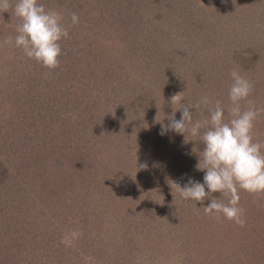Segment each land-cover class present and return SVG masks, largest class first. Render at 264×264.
<instances>
[{"label": "trees", "instance_id": "obj_1", "mask_svg": "<svg viewBox=\"0 0 264 264\" xmlns=\"http://www.w3.org/2000/svg\"><path fill=\"white\" fill-rule=\"evenodd\" d=\"M164 1L168 3L163 7ZM39 2L46 9L58 12L62 24L75 33L74 38L60 42V66L50 72L48 82L43 85V81L42 84L28 81L30 86L22 90L24 100L21 103L18 97L8 101L10 93L3 92L0 96V141L4 142L0 144V214L4 217V223L0 221V264H107L114 258L108 256L110 254H121L115 264H128L133 258L135 264H142L148 251L154 250L153 245L163 249L165 239H187V243L197 240L199 224L212 218L197 213L203 202L189 200L188 204L179 206L176 203L179 190L174 191L175 197L162 191L150 195L155 185L142 186L139 182L142 175L146 178V173L150 172L154 176H164L166 169L175 167L177 161L185 164L182 171L185 174L180 178L194 177L202 180L201 183L204 180L206 170L196 167L199 152L205 147L199 138L185 137L174 131L161 135L162 124L169 123L168 117L173 112L172 96L166 94V90L180 85L182 92L178 91L182 100L176 106L178 109L189 102L195 104L204 96L210 99L212 103L202 104L200 111L190 109L193 121L206 119L208 108L217 100L225 107L227 119L230 72L233 68L241 71L243 66L245 69L259 67L254 62L261 60L260 51L229 47L208 55V48L204 47L215 40L214 37L210 40V34L203 36L204 28L209 26L205 19L208 10L186 12L183 2L177 0ZM189 6L193 7H186ZM72 13L79 17L78 28L71 25ZM84 14L90 26H94L84 21ZM107 14L112 15L105 28ZM180 14L189 16L185 31L174 25L166 34L164 27L158 25L163 19L176 18ZM229 18L234 20L235 17ZM163 36L170 41H161ZM148 47L154 50L155 56L143 54ZM200 49L205 52L198 60L191 52ZM223 53L227 56L225 62L207 58ZM160 60L172 64L164 65ZM41 67L38 65V73ZM149 92L154 94L151 100H148ZM259 92L260 87L253 84L249 99L254 101L256 108H259ZM242 107L248 105L244 103ZM68 109L79 111V116L69 119L66 117ZM181 114L182 110L176 111L175 119L180 120ZM261 119L264 122V116ZM254 124V131H257L261 123L256 120ZM137 133L142 140L170 143L176 153L169 152L167 147L166 169L163 162H160L159 171L147 168L150 161V154L145 151L148 141L135 158L124 154L129 152H123L121 145L133 136L138 137ZM154 179L156 181V177ZM144 191L147 196L142 193ZM37 205L51 213L56 208L57 214L66 205L70 207V222L82 230V235L87 232L103 236L83 237V244L91 254H73L76 252L67 245H55L58 234L53 237L54 230L46 224L42 210L24 214L31 206L36 211ZM159 208L164 210L159 211ZM155 209L158 220L152 221ZM164 211L170 217L167 221ZM12 212L20 214L13 228L7 225ZM149 217L151 220L147 221ZM11 221H15L14 218ZM191 254L181 259V264H209L207 258L198 259L196 252ZM106 255L105 260L103 256Z\"/></svg>", "mask_w": 264, "mask_h": 264}, {"label": "rangeland", "instance_id": "obj_2", "mask_svg": "<svg viewBox=\"0 0 264 264\" xmlns=\"http://www.w3.org/2000/svg\"><path fill=\"white\" fill-rule=\"evenodd\" d=\"M177 1L183 2L186 12L200 10V9L208 10V13H206L207 17H205V19L206 21H208L209 26L204 28L203 36L205 35L207 36V34H210V40H212L213 37L215 38L213 42L212 41L209 42L208 44L209 47H204V48H208V52H209L208 55H210V53L212 52L218 53L219 50H223L224 48L228 49L229 47H231L232 50L234 48L240 49V48L249 47L252 50L260 51L259 54L261 60L254 62L256 65L258 64L259 67L256 66L254 69H252L251 67L249 69H245L243 66L240 72H242V74L246 76V78L249 79L251 83L253 84L256 83L260 87V92L258 94V99H260V101L257 100V102L259 108L264 107V0H202V2H200V0H177ZM165 2L166 1H164L163 3V7L165 6L164 5ZM10 3L14 7L16 0H10ZM167 3L168 2H166V4ZM187 5H192L193 7L191 6L186 7ZM109 15L112 14H107V20H105V22H107V27L105 28H108V25L110 23ZM229 16L233 18L235 17L234 20L233 19L231 20ZM187 17L189 16H183V14H180V16L176 18L174 16V17H170L169 19H163L158 23V25L164 27L166 34L167 31L171 29V26L173 27L174 25L181 27L185 31ZM83 18L85 19L84 21L90 26L91 23L87 21L85 14ZM18 22H19L18 19L14 15H12L11 12H0V42L5 40L9 36L13 37V45L0 47V96L3 95V92L4 93L7 92L8 95L10 93V97H7L8 101L10 100L14 101L13 98L18 97V99L20 98V103H21L24 100V98L22 97L24 92L22 90L24 89L27 90V86H30V83H28V81L34 82L33 84H37L38 81H40L38 83L40 84L41 81H43V85H44L45 81L47 82L49 81L48 77L52 70L50 71L49 69L42 66L41 71H39L38 73V65L41 64L25 56L21 48L15 47L14 38L17 35V33H15L16 31L15 32L13 31L14 29H16V25ZM71 25L73 26V28H78L79 26V24L73 25L72 23ZM80 25H84L85 28H87L85 24H80ZM92 26L94 25H91L90 27ZM4 27H7V29H5ZM74 33H75L74 30L71 29L69 32V37L71 39L74 38L73 37ZM161 41L167 43L168 41H170V39L168 37L163 36ZM84 42L86 41L84 40ZM194 48L197 49L198 47L194 45ZM146 49L147 50L143 51L144 52L143 54L153 53L154 51V50H149V47ZM204 52H205L204 49H200V50L192 51L191 53L195 54L197 59L199 60L202 57H198V56L204 55ZM225 54L223 53V55L219 57H207V58H210L214 61L225 62L224 59L227 57L224 56ZM160 59H162V57H160ZM230 59L231 58H229L228 63L231 62ZM165 61L167 60H160L159 63L164 64ZM169 63L171 62L169 61ZM169 63H165V64H169ZM34 69L35 72L32 73ZM9 70H13V72L11 71L9 72ZM258 70H260L259 73H257ZM142 86L145 87V84L143 83ZM174 87H176V89H174ZM174 87L172 85L170 88H168L166 90L168 91L166 94H171V96H173L174 94L179 93L178 90L181 91L180 85H175ZM150 94L151 93L149 92L148 100H151L153 98L152 95H154V94L151 95ZM68 110L69 111L67 112L66 117H68L69 119H74L75 115L79 116L80 114L79 111L75 109H68ZM170 115H172V112H170ZM262 116H264V113H262L257 119V122L261 123L260 126H257L259 127L258 129L260 131H258V129L257 131H254L255 130L254 128L253 133H254V138H257L259 141L264 142V122L261 121ZM166 118H163V121H165ZM37 131L38 130H35V132ZM139 136L140 135L138 134V137L133 136L130 139V141L123 142L124 144L121 145L123 147L120 146L122 148V151L125 152L126 150H128L129 152L124 154H126L127 157L129 158L131 157L135 158L137 152L144 150L148 141V145L146 146L145 151L150 154V161L147 168L149 167L151 171L152 169L153 171H159V169L162 168L161 166L162 164L160 162H163L164 167L166 169V160L168 159L166 157L168 156L166 153L167 147L169 148L168 150L169 152L172 151L176 153V151L172 150L170 143H162V141H151L149 139L142 140ZM255 141L257 140H254V142ZM1 143L4 142L0 141V144ZM153 148H154V152H153ZM101 155L102 154H100V156ZM175 163H176L175 167L171 168L170 170L166 169V173H165L166 176L165 175L162 177H159L158 175L154 176V174L150 172V173H146L147 180L145 177H143L144 175H142L140 177L139 182L141 183L142 186L151 183L155 185L154 188L156 189H151L150 195L155 193L156 191H162L163 194H167L168 192V196L170 197L173 194L172 193L173 189L170 187L168 183L169 180L174 182L175 180H178L179 183L181 184L180 186L183 187L185 184H187L188 180L190 179V178H186L184 180L183 178H180L185 174L182 172L184 171L183 167L185 166V164L182 161H177ZM155 177H156V181L154 179ZM191 179L195 180L194 177H192ZM128 180L130 182L131 177ZM146 192L147 191H144L142 193L146 195ZM239 194L242 197L241 198L242 200L240 199L241 200L240 207L244 209V214L247 221L245 226L241 227L239 225H236L234 222H230L223 217L220 220L214 218H211L210 220H206V221L204 220L205 222L200 223L198 226V230H200V234L197 236V240L195 241L191 240L189 243H187V239H182L179 241L173 238L165 239L167 241L163 242L162 245L163 249L162 250L157 249V244L153 245L154 250L150 249L148 251L149 253H147V256H145L146 257L144 260L145 262L142 264H181L182 263L181 259H184V257H186L188 254H191L192 252L197 253L195 255L198 259L200 257L207 258L208 260L207 262H209V264H211L210 261L212 262V264H264V195L257 197L243 190H240ZM211 195L213 196L214 193H212ZM219 195L223 203L227 202V198L226 197L222 198V194L220 193H216L214 195V198L220 199V197H218ZM177 198L178 199L176 203L179 206H183L184 203L187 204L189 203V200H184L181 197H177ZM151 199L154 200V198ZM206 200H207V204H205ZM206 200L203 201V203L201 204L202 206L200 205L198 207L199 209L197 210V213L200 212L202 213V215L205 214L204 211L201 212V209L204 210L203 207H206L208 204L211 203V199L209 203H208V199ZM164 202L165 199L163 200V206L165 205ZM60 207L61 206H59L58 209H60ZM36 209L37 210L35 211V208L31 206L24 214L25 215H28L29 213L33 214V212L37 213L38 211L40 212V210H42L46 224H48L49 227L54 230L52 232L53 237L56 234H58V236L55 237L56 239L55 245L62 244L61 241L65 237H67L71 241V243L67 245L68 248L69 249L71 248L72 250H74V252H76L73 254H86V253L91 254V252H87L86 250L88 248L87 245L83 244L84 239L92 238L90 235H93L94 238L103 236L97 234H89L85 232L86 229H83V232L85 233L82 235V230L78 229V227L75 224L70 222L68 217L70 207H67L66 205L63 207V211L58 214L56 208L53 211L54 214L48 212L47 211L48 209L42 206L39 207L37 205ZM163 210L159 208V211H163ZM12 214L13 215L11 219L14 218L15 221H11V219H9L7 225L12 226L13 228L16 227L14 225L17 223V219L20 218L19 217L20 214L17 212L16 213L12 212ZM152 215H153L152 221L153 220L157 221L158 215L156 209L153 211ZM164 215L167 221V219H169L170 217L165 213V211H164ZM208 217L209 215L206 214L205 218ZM3 218H4L3 214H0V221H2ZM150 218L151 217H149L147 221L151 220ZM152 221L151 224L154 225L155 223L153 224ZM223 222L226 223L227 227L224 226ZM192 223H194V221H192ZM18 226L20 229V220L18 221ZM194 226H196V224ZM224 227L227 230H224ZM202 229L207 230V232ZM73 232L78 234L77 237L74 239L72 237ZM91 232H93V230H91ZM181 232H183L184 234L183 229ZM83 237L85 238L83 239ZM180 242L182 243L184 242V246ZM67 254L69 253L67 252ZM108 256L110 257L113 256L114 258L113 260H111V262L107 261V264H115L117 259L121 256V254H110ZM108 256L107 255L103 256V258H105L106 260ZM134 260L135 259L133 258L132 260L129 261L128 264H135ZM138 264H141V262Z\"/></svg>", "mask_w": 264, "mask_h": 264}, {"label": "clouds", "instance_id": "obj_3", "mask_svg": "<svg viewBox=\"0 0 264 264\" xmlns=\"http://www.w3.org/2000/svg\"><path fill=\"white\" fill-rule=\"evenodd\" d=\"M0 12H11L18 19L14 45L21 48L25 56L50 71L60 66V42L69 38V31L62 24L58 12L46 9L39 0H16L14 7L10 0H0ZM71 21L73 25L79 24L76 13H72ZM11 45V36L0 42V47ZM230 77L232 83L228 92L230 103L227 106V119L225 107L217 100L213 107L208 108L206 119L193 121L190 109L200 111L202 104L208 106L212 102L204 96L195 104L189 102L178 109L176 106L182 100L181 93H178L170 98L173 112L168 117L169 123L162 124L161 135L174 131L185 137H198L205 145L204 150L199 152L200 159L196 166L200 171L206 170L203 183L190 178L181 187L169 180L173 195L175 190H179L182 199L201 203L211 198V203L203 207L205 214L217 220L226 218L243 227L247 221L244 209L240 207V190L257 197L264 195V142H254L253 133L254 122L264 113V107L256 108L254 101L249 99L253 84L237 68L231 70ZM244 103L248 105L247 108L242 107ZM178 110H182L180 120L175 119ZM206 188L209 191L206 192ZM217 192L222 194V198H227V203H223L221 198L212 197L211 194ZM77 235L73 232V239ZM61 242L66 245L71 243L67 237Z\"/></svg>", "mask_w": 264, "mask_h": 264}]
</instances>
